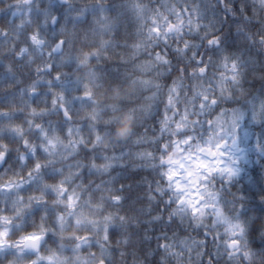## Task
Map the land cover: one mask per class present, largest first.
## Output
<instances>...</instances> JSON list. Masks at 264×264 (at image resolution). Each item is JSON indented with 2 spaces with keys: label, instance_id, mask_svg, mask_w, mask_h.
I'll list each match as a JSON object with an SVG mask.
<instances>
[{
  "label": "snow or ice",
  "instance_id": "obj_1",
  "mask_svg": "<svg viewBox=\"0 0 264 264\" xmlns=\"http://www.w3.org/2000/svg\"><path fill=\"white\" fill-rule=\"evenodd\" d=\"M257 20L243 0H0V264L264 259V184L248 189L244 169L223 159L246 160L240 122L264 119V95L248 96L247 109L222 106L232 99L229 81L245 94V76L264 79ZM213 66L224 69L221 98L195 85L188 96L185 77ZM129 97L151 120L135 149L106 140L108 113ZM197 99L207 135L185 151L192 136L171 125L185 129ZM229 124L235 155L212 134ZM169 136L182 156L163 154ZM255 147L264 150L259 137ZM137 169L150 177L131 180ZM214 173L235 182L212 191ZM209 208L224 235L210 231Z\"/></svg>",
  "mask_w": 264,
  "mask_h": 264
},
{
  "label": "clouds",
  "instance_id": "obj_2",
  "mask_svg": "<svg viewBox=\"0 0 264 264\" xmlns=\"http://www.w3.org/2000/svg\"><path fill=\"white\" fill-rule=\"evenodd\" d=\"M183 0H173V3H182ZM210 3L215 4L216 0H209ZM236 0H225V6L229 3H234ZM243 2L248 6L250 11H254L255 15L259 17V20L254 21L259 23L260 21H264V8H261L260 5L264 4V0H243ZM257 57L260 58L261 64H264V48H258L255 52ZM189 67L195 71V65L189 64ZM224 71V69L213 66L210 68L209 72L205 76H200L197 74L193 79L189 77H185V82L188 87V96L192 95V88L195 85L197 88L207 87L209 95L215 94L218 99L221 98L222 93L216 89V80L219 79V73ZM230 90L232 91V99L231 102L227 105H222L226 107H237L240 109H247L248 105L246 103L248 96H260L264 95V79L261 78L260 75L255 77L245 76L242 80L240 87L246 90L245 94H242L238 88H235L231 85V81L228 82ZM140 103V100L136 97H129L123 101V107L119 113L113 114L108 113V118L113 119V123L111 125V131L106 136V140L110 143L117 146H126L129 149H135L137 146L133 143L137 136L144 133V124L147 123L149 126L151 125V120L145 121L143 117V113L136 109V106ZM187 103L182 94L180 98V104L183 106ZM199 100L193 101L187 108L188 112V120L187 127L183 130L177 131L175 128V124L171 125V131L175 132L178 136H192V141L188 145H184L185 151L195 150V145L197 143H204L206 139L207 133L205 129L207 125L204 123L209 115H199ZM183 111V108H182ZM182 114V113H181ZM212 116L215 113L211 114ZM179 118V114L177 119ZM199 120V124H194L195 121ZM183 123V121H182ZM241 131L244 128H247L249 131V136L246 140L241 137L244 145L247 147L248 156L246 160H240L239 165H237V161L230 156H225L223 159L225 161V166H239L244 169L245 179L243 181L244 185L247 186L248 189H255L257 185L264 184V150H258L255 147L257 142V137H259V142L262 146H264V119L253 120L250 116L246 117L245 121H241ZM126 130V131H125ZM212 134L216 136L217 141H227V144L224 146L223 151L225 153L236 154V150L232 145V139L236 136V131L229 124L227 128L219 133L216 132L215 128L212 129ZM168 144L167 149L163 150L164 155L172 154L175 156H182L183 153L176 152L173 149L171 137H166L165 141ZM232 179V182H235V178H229L227 174L221 176L219 173H214L212 176L208 178L206 181V185L208 189L212 191H222V183L226 180ZM202 183H205L202 181ZM241 185L237 184L239 188ZM167 191V190H166ZM207 195V193H204ZM208 203H212V201H207ZM226 211H231V206L226 208ZM207 216L206 222L209 225V229L211 232L215 233L216 231H220L222 235H224L223 227L219 225L213 224V212L214 209L209 208L206 209ZM202 229H194L191 234L195 235L197 231ZM227 238V237H226ZM259 243V241H257ZM229 264H248L244 256L237 258V260L229 262ZM256 264H264V259H259L256 261Z\"/></svg>",
  "mask_w": 264,
  "mask_h": 264
},
{
  "label": "trees",
  "instance_id": "obj_3",
  "mask_svg": "<svg viewBox=\"0 0 264 264\" xmlns=\"http://www.w3.org/2000/svg\"><path fill=\"white\" fill-rule=\"evenodd\" d=\"M130 172V177L131 180L135 181V180H140L141 177L143 176H149L150 177V173L143 170V169H137V170H129Z\"/></svg>",
  "mask_w": 264,
  "mask_h": 264
}]
</instances>
